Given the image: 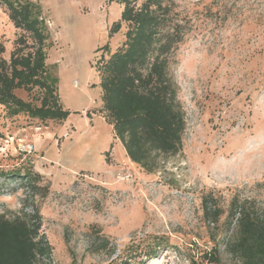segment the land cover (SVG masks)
Returning a JSON list of instances; mask_svg holds the SVG:
<instances>
[{"label":"rangeland","instance_id":"obj_1","mask_svg":"<svg viewBox=\"0 0 264 264\" xmlns=\"http://www.w3.org/2000/svg\"><path fill=\"white\" fill-rule=\"evenodd\" d=\"M50 37L47 64L65 120L13 113L0 104V215L38 208L51 264H207L222 227L202 201L213 196L264 208V0H172L185 37L170 72L186 118L182 150L147 171L127 156L101 112L96 62L125 40L109 36L123 5L108 0H31ZM0 2V42L10 57L20 33ZM32 94L24 100L40 105ZM90 113V115H89ZM119 143V145H118ZM29 145H34L29 150ZM41 175L35 190L14 173Z\"/></svg>","mask_w":264,"mask_h":264},{"label":"trees","instance_id":"obj_2","mask_svg":"<svg viewBox=\"0 0 264 264\" xmlns=\"http://www.w3.org/2000/svg\"><path fill=\"white\" fill-rule=\"evenodd\" d=\"M123 5L121 18L109 36L127 26L125 40L114 52L96 62L103 106L101 112L113 126L130 160L152 171L162 157L177 155L183 147L186 118L179 101L178 86L170 65L185 37L181 18L172 0H108ZM7 5L10 20L20 33L10 57L0 42V104L17 113L26 111L42 119L65 120L72 113L60 103L57 79L47 64L46 44L50 37L40 6L31 0H0ZM41 96L35 105L17 90ZM90 115V113H89ZM35 190L41 175L14 173ZM206 221L222 227L226 252L240 264H264V208L254 200L235 196L225 209L213 196L202 201ZM38 208L9 218L0 215V264H51L52 247L41 232ZM207 264H221L217 245L205 251ZM191 264L198 261L191 259Z\"/></svg>","mask_w":264,"mask_h":264},{"label":"built area","instance_id":"obj_3","mask_svg":"<svg viewBox=\"0 0 264 264\" xmlns=\"http://www.w3.org/2000/svg\"><path fill=\"white\" fill-rule=\"evenodd\" d=\"M34 148V145H29V150H32Z\"/></svg>","mask_w":264,"mask_h":264},{"label":"crops","instance_id":"obj_4","mask_svg":"<svg viewBox=\"0 0 264 264\" xmlns=\"http://www.w3.org/2000/svg\"><path fill=\"white\" fill-rule=\"evenodd\" d=\"M118 141H119V140H118ZM119 143L122 144L120 141H119ZM119 143H118V145H119Z\"/></svg>","mask_w":264,"mask_h":264}]
</instances>
